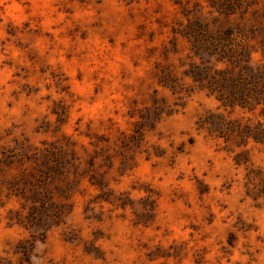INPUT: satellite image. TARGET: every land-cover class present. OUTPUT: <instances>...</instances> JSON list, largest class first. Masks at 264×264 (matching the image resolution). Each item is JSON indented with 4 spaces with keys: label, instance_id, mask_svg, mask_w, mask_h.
<instances>
[{
    "label": "rangeland",
    "instance_id": "374dc122",
    "mask_svg": "<svg viewBox=\"0 0 264 264\" xmlns=\"http://www.w3.org/2000/svg\"><path fill=\"white\" fill-rule=\"evenodd\" d=\"M214 40L264 67V0H0V264H264V142L202 122L264 105Z\"/></svg>",
    "mask_w": 264,
    "mask_h": 264
},
{
    "label": "trees",
    "instance_id": "16d2710c",
    "mask_svg": "<svg viewBox=\"0 0 264 264\" xmlns=\"http://www.w3.org/2000/svg\"><path fill=\"white\" fill-rule=\"evenodd\" d=\"M231 35V32L227 33L224 38H221V41L226 38L228 39ZM216 41L217 40H214L210 46L219 55L217 61H228L238 67L235 81L231 83L230 90L226 93L225 89L227 86L224 72H218V74L222 73V77L216 79L217 88L215 89L219 93L217 99L224 105H229L231 107L264 105V90L263 92H257V89L264 88V67L251 66L244 63L247 62L249 58L248 56L245 58L246 54L242 52L241 48L237 47L232 48L231 50H226V47L222 42L219 41L216 43ZM202 122L204 126H209L210 131H218L219 134L224 131L223 129L226 128V126H231L229 131L236 132L241 137L252 138L256 143L264 142V129L261 127L262 125L260 123L256 125L259 126L258 130L253 128H240L238 124L225 120L220 114H211L204 118ZM215 126L218 128H215Z\"/></svg>",
    "mask_w": 264,
    "mask_h": 264
}]
</instances>
